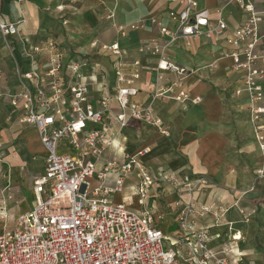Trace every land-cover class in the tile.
I'll use <instances>...</instances> for the list:
<instances>
[{"label":"crops","instance_id":"crops-1","mask_svg":"<svg viewBox=\"0 0 264 264\" xmlns=\"http://www.w3.org/2000/svg\"><path fill=\"white\" fill-rule=\"evenodd\" d=\"M187 1L1 0V20L19 22L17 35H0V157L4 165L0 169V197L7 199V211L12 202L24 196L23 183L29 185L26 192L32 197L28 207L31 209L32 182L44 169L45 150L36 128L20 123L21 113L11 109L8 98L21 90L18 72H44L49 68L48 57L35 55L32 47L46 39L55 42L61 52L62 81L68 79L71 63H85L92 105L98 108L100 99L107 98L109 107L118 112L112 89L116 84L115 58L100 48L117 41L125 53L127 66L123 71L130 74L135 69L133 64L139 63L138 93L133 100L143 106L152 103L154 118L159 122L153 125L131 121L120 128L113 119H106L111 142L96 166L101 168L109 161L120 163L125 152L148 149L142 158L148 173L188 179L190 187L189 191L183 187L177 191L171 182L156 181L148 189L144 203H140L132 173L125 179L122 191L111 195V202L124 204L137 213H154L157 226L167 233L178 228V201L212 208L217 215L207 213L193 219L196 229L209 234L208 248L221 251L226 246L221 235L232 224L243 237L238 248L244 262L264 264V182L256 177L262 162L249 121V98L242 90L243 74L233 70L229 59L220 57L230 50L225 38L248 15L235 0H190L196 4L191 14L205 10L209 22L221 20L228 29L220 37L210 39L197 35L189 45L183 41L169 43L151 20L156 19L173 31L175 22L171 16L187 7ZM251 2L257 9L264 8V0ZM131 25H138L137 29H131ZM119 26L126 28L124 35H120ZM70 30L75 33L73 41L69 40ZM94 43L97 44L92 46ZM160 58L187 71L185 87L190 99L200 98L198 104L184 107L167 96L151 102ZM213 63L215 67H211ZM162 75L160 85L177 80L172 72ZM262 86L264 91V79ZM261 105L264 109V98ZM29 138L37 144L26 143ZM106 185H111L110 176ZM251 187L252 191L240 195ZM238 209L256 212L248 223H241ZM18 215L21 214L16 213L15 217ZM174 264H181V260Z\"/></svg>","mask_w":264,"mask_h":264},{"label":"built area","instance_id":"built-area-1","mask_svg":"<svg viewBox=\"0 0 264 264\" xmlns=\"http://www.w3.org/2000/svg\"><path fill=\"white\" fill-rule=\"evenodd\" d=\"M235 1L248 17L241 26L231 29L225 38L230 50L220 57L229 59L233 70L243 74L242 90L249 98V121L257 149L264 159V109L261 105L264 98V8L257 9L251 0ZM194 7L196 4L188 0L187 7L171 16L175 22L173 31L156 19L151 23L158 25L160 34L166 36L169 43L183 41L187 45L197 35L210 39L220 37L228 29L221 20L209 22L205 10L191 14ZM137 26L130 28L137 29ZM18 28L19 22H4L0 17L2 37L17 35ZM125 29L118 27L120 35H124ZM100 48L115 58L116 84L112 89L118 112L109 107L107 98L100 99L98 108L92 105L85 63H71L68 79L61 80V52L51 39L32 47L35 55L48 57L49 68L44 72H18L21 90L8 96L9 105L13 111L21 113L20 123L36 128L45 150L44 169L32 182L34 204L31 209L18 216L12 227L0 232V264H174L177 259L181 264H248L238 248L242 234L232 224L227 225L229 237L219 252L208 248L207 231L195 228L196 215H217L212 208L178 201V228L167 233L157 226L154 213H137L124 204L111 202V195L122 191L125 179L132 173L140 203H144L148 189L156 181L171 182L177 191L182 187L189 191L190 182L148 173L142 163L148 149L125 152L120 163L109 161L97 168L96 162L111 142L106 119H113L120 128L127 127L131 121L153 125L159 122L154 118L152 103L143 106L133 100L138 93L139 63L133 64V72L125 73V53L118 42L102 44ZM163 72L174 73L177 80L160 85ZM187 75L184 69L160 58L155 68L151 102L167 96L184 107L188 103L198 104L200 98L190 99L185 87ZM107 176L111 177V185H106ZM256 177L264 182V165L256 171ZM252 190L251 187L240 195ZM7 202L0 197V220L8 218ZM255 212V209H238L240 222L248 223Z\"/></svg>","mask_w":264,"mask_h":264},{"label":"rangeland","instance_id":"rangeland-1","mask_svg":"<svg viewBox=\"0 0 264 264\" xmlns=\"http://www.w3.org/2000/svg\"><path fill=\"white\" fill-rule=\"evenodd\" d=\"M64 21H65V19H64ZM65 23L66 24H68V22L67 21H65ZM65 24V25H66ZM70 33H68L69 35H70V41H73V40H75V33L73 32V31H69ZM93 42H95V40L93 41ZM97 43H94V44H92V46H94V45H96ZM73 46H74V44H73ZM29 142H31L32 144H37V141L35 140V139H33V138H29V139H27L26 140V143H29ZM37 147V146H36ZM37 149H39V150H42L41 149V147L39 148H37ZM1 151V150H0ZM38 150H36V152H37ZM59 153H60V151H59ZM260 153V152H259ZM0 156H1V153H0ZM261 162H262V164H261V167L260 168H262L263 167V165H264V159L261 157ZM36 162H34L33 163V165L35 164ZM0 169H4V165H3V163L1 162V157H0ZM0 174H1V176H3V170H1L0 171ZM7 174H8V172H7ZM6 174V175H7ZM27 174V173H26ZM180 181V180H179ZM22 188L25 190V193H24V196H22V198H19V199H17V201L15 200L14 202H12L10 205H9V209H8V218L6 219V221H4V220H0V232L3 230V229H5V228H10V227H12V224H13V222L18 218V216H20V215H18V216H16L15 217V214L17 213V214H24L25 212H27V210H29V206H30V200H32V197H31V195H29L28 194V192H26L27 190L26 189H28L29 188V185H27L26 183L24 184H22ZM250 189V188H249ZM15 217V218H14ZM222 237H225V239L227 240L228 239V234L226 233V234H222L221 235Z\"/></svg>","mask_w":264,"mask_h":264}]
</instances>
